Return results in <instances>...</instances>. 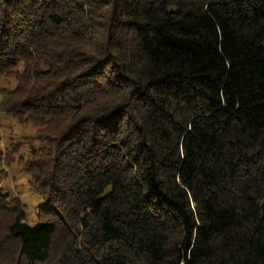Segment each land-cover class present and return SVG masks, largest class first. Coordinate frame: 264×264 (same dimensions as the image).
<instances>
[{"label": "trees", "instance_id": "1", "mask_svg": "<svg viewBox=\"0 0 264 264\" xmlns=\"http://www.w3.org/2000/svg\"><path fill=\"white\" fill-rule=\"evenodd\" d=\"M0 76V264H264V0H0Z\"/></svg>", "mask_w": 264, "mask_h": 264}, {"label": "rangeland", "instance_id": "2", "mask_svg": "<svg viewBox=\"0 0 264 264\" xmlns=\"http://www.w3.org/2000/svg\"><path fill=\"white\" fill-rule=\"evenodd\" d=\"M16 81L0 76V88L14 87ZM1 99V96H0ZM36 126L31 123H22L11 113H7L0 108V149L7 150L13 143H21L22 147L13 157L11 164L0 165V188L7 193L17 197L25 207L26 220L36 225L38 223L37 210L39 205H44L45 200L40 192L31 185L30 177L24 171L18 158L21 153H26L29 144L36 140Z\"/></svg>", "mask_w": 264, "mask_h": 264}]
</instances>
